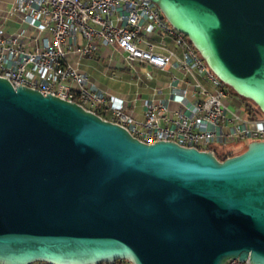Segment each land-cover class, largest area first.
I'll list each match as a JSON object with an SVG mask.
<instances>
[{"label":"water","instance_id":"water-1","mask_svg":"<svg viewBox=\"0 0 264 264\" xmlns=\"http://www.w3.org/2000/svg\"><path fill=\"white\" fill-rule=\"evenodd\" d=\"M264 114V0H151ZM264 264V140L219 159L140 141L0 76V263Z\"/></svg>","mask_w":264,"mask_h":264},{"label":"built area","instance_id":"built-area-1","mask_svg":"<svg viewBox=\"0 0 264 264\" xmlns=\"http://www.w3.org/2000/svg\"><path fill=\"white\" fill-rule=\"evenodd\" d=\"M11 16L20 24L5 31L3 20ZM99 45L120 53L124 65L173 67L177 74L141 99L138 117L127 95L106 93L80 67ZM0 76L14 87L75 101L150 143L169 140L216 154L264 140V115L241 116L227 85L151 0H15L0 22ZM224 264L252 263L246 258Z\"/></svg>","mask_w":264,"mask_h":264},{"label":"crops","instance_id":"crops-1","mask_svg":"<svg viewBox=\"0 0 264 264\" xmlns=\"http://www.w3.org/2000/svg\"><path fill=\"white\" fill-rule=\"evenodd\" d=\"M14 1L15 0H0V22L1 17L10 10ZM19 22L20 20L18 18H13L12 16L5 18L3 20L5 31H14L19 26ZM113 60L123 63L120 53L114 49L99 45L94 55L90 58H83L80 61V67L86 71L88 77L91 80H94L106 93L127 95L129 102L133 107V112L138 117L141 116V99L152 95L153 87H155V85L164 86L172 73L177 74L176 69L173 67H166L165 70H158L145 64H125L119 67L111 66ZM149 72L151 73L150 78L146 76ZM110 81H123L128 84L135 83L138 87L143 86L144 88L149 89V91L144 95L137 92L134 94L128 92L119 93L118 91H112L108 88ZM112 264H122V262L118 261Z\"/></svg>","mask_w":264,"mask_h":264},{"label":"rangeland","instance_id":"rangeland-1","mask_svg":"<svg viewBox=\"0 0 264 264\" xmlns=\"http://www.w3.org/2000/svg\"><path fill=\"white\" fill-rule=\"evenodd\" d=\"M123 65L124 64L122 62H117L115 60H113L111 63V66H116V67L123 66ZM108 88H110V90H112V91H118L119 93L128 92V93L134 94L135 92H137L141 95H144L149 91V89L144 88L143 86L138 87L135 83L134 84H128V83H125L123 81H110L108 84ZM228 88H230V87H228ZM230 93H231V91H230ZM231 97H234V95H232V93H231ZM240 113H241L242 117H247L246 112L243 110V106H240ZM246 143L247 142H243V143H240L238 145L233 146L234 147L233 152L234 153L240 152V150H242L245 147Z\"/></svg>","mask_w":264,"mask_h":264},{"label":"trees","instance_id":"trees-1","mask_svg":"<svg viewBox=\"0 0 264 264\" xmlns=\"http://www.w3.org/2000/svg\"><path fill=\"white\" fill-rule=\"evenodd\" d=\"M232 95V103L234 105H241L243 106V110L246 112L247 117L254 118L259 115H264L259 108L249 99L243 98L238 96L231 88H229ZM230 154H235L233 151L225 150V149H218L216 151V155L219 159H224L226 156ZM120 260L115 261L114 263L118 262Z\"/></svg>","mask_w":264,"mask_h":264},{"label":"bare ground","instance_id":"bare-ground-1","mask_svg":"<svg viewBox=\"0 0 264 264\" xmlns=\"http://www.w3.org/2000/svg\"><path fill=\"white\" fill-rule=\"evenodd\" d=\"M140 141H143V142H146V143H150V142H147L146 139H139ZM45 264H49V263H45Z\"/></svg>","mask_w":264,"mask_h":264}]
</instances>
